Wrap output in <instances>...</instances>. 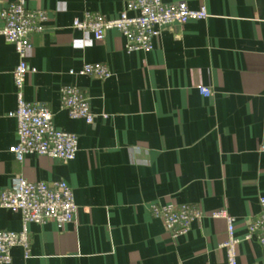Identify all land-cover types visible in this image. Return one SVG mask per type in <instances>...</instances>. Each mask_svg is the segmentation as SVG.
<instances>
[{"label": "crops", "instance_id": "crops-1", "mask_svg": "<svg viewBox=\"0 0 264 264\" xmlns=\"http://www.w3.org/2000/svg\"><path fill=\"white\" fill-rule=\"evenodd\" d=\"M11 1L0 0V10ZM126 1L26 0L47 20L30 37L24 97L44 103L57 128L77 135L69 162L35 153L18 161L8 150L16 142L8 113L18 56L0 34V191L17 175L64 180L77 205L62 228L29 223V256L13 246L6 264H227V223L210 216L222 208L234 218L238 263L264 264L256 237L244 239L264 196V0H182L205 5L208 17L166 25L150 51L127 52L115 29L95 40L72 27L84 12L114 18ZM84 63L105 64L111 75L69 73ZM65 84L88 97L92 123L61 107ZM169 201L201 213L175 238L150 211ZM21 225L20 212L0 206V230Z\"/></svg>", "mask_w": 264, "mask_h": 264}, {"label": "built area", "instance_id": "built-area-1", "mask_svg": "<svg viewBox=\"0 0 264 264\" xmlns=\"http://www.w3.org/2000/svg\"><path fill=\"white\" fill-rule=\"evenodd\" d=\"M206 17L208 12L205 5L192 9L182 0L171 3L162 0H127L124 9L114 18L84 12L82 17L73 19L72 27L90 33L95 40L102 39L107 30L115 29L124 36L127 52L150 51L153 39L166 25L174 22L183 24ZM0 18L3 21L0 34L13 45L18 56L13 71L16 106L8 113L16 120V142L8 150L18 161H22L29 153H35L69 162L75 158L78 149L77 135L57 128L53 123L52 112L44 103L30 102L24 97V85L30 72L26 62V55L32 47L30 37L32 33L43 30L47 13L41 9H28L26 0H13L0 10ZM69 73L91 75L99 79L111 75L108 67L102 63H84L77 70L70 69ZM197 88L204 96L211 93L204 85H197ZM60 105L70 118L93 122L94 115L88 97L76 85L65 84L60 88ZM258 204L259 210L250 219L244 239L255 236L264 248L263 195L258 197ZM0 206L20 212L22 222L20 231L0 230V264L11 261L10 249L16 245L24 249L25 257L29 256V223L53 220L58 228H62L64 224L75 220L77 210L73 191L66 181H31L22 175L14 177L12 184L0 191ZM150 211L153 216L162 219L173 238L187 233L191 222L201 216L195 207L172 201L152 203ZM210 216L226 221L227 239L222 247L227 264H239L236 247L240 239L234 235V218L223 208L212 211Z\"/></svg>", "mask_w": 264, "mask_h": 264}]
</instances>
